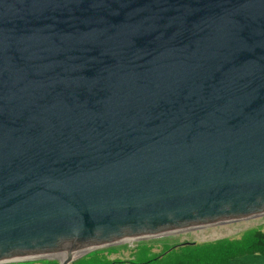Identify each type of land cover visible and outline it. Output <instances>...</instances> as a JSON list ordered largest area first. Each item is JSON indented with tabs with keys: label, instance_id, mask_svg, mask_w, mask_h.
<instances>
[{
	"label": "water",
	"instance_id": "water-1",
	"mask_svg": "<svg viewBox=\"0 0 264 264\" xmlns=\"http://www.w3.org/2000/svg\"><path fill=\"white\" fill-rule=\"evenodd\" d=\"M258 216L264 0H0V264Z\"/></svg>",
	"mask_w": 264,
	"mask_h": 264
},
{
	"label": "trees",
	"instance_id": "trees-1",
	"mask_svg": "<svg viewBox=\"0 0 264 264\" xmlns=\"http://www.w3.org/2000/svg\"><path fill=\"white\" fill-rule=\"evenodd\" d=\"M257 253L264 254V231L261 228L246 230L236 238L163 244L158 252H154L150 243H144L133 248L129 259H108L100 252H94L70 264H231L239 256ZM22 264L60 263L57 260H42Z\"/></svg>",
	"mask_w": 264,
	"mask_h": 264
},
{
	"label": "rangeland",
	"instance_id": "rangeland-1",
	"mask_svg": "<svg viewBox=\"0 0 264 264\" xmlns=\"http://www.w3.org/2000/svg\"><path fill=\"white\" fill-rule=\"evenodd\" d=\"M252 228H261L264 231V216H258L255 218H249L237 222L222 224V225H212L209 227H204L197 230H189L185 232H180L171 235L165 236H155L149 238H141L140 240L127 241L108 245L105 247H99L91 250L88 253L81 254V256L85 257L88 254L94 252H100L107 256L108 259H129L130 254L137 245L140 244H151L154 246V252H158L163 244H174V243H182V242H208L215 241L222 238H236L240 237V235L249 229ZM81 258V257H80ZM79 259V258H78ZM42 260H57V259H38V260H26V261H18V262H9L3 264H22L25 262H35ZM58 261V260H57Z\"/></svg>",
	"mask_w": 264,
	"mask_h": 264
},
{
	"label": "crops",
	"instance_id": "crops-1",
	"mask_svg": "<svg viewBox=\"0 0 264 264\" xmlns=\"http://www.w3.org/2000/svg\"><path fill=\"white\" fill-rule=\"evenodd\" d=\"M231 264H264V254L257 253L239 256L233 259Z\"/></svg>",
	"mask_w": 264,
	"mask_h": 264
},
{
	"label": "bare ground",
	"instance_id": "bare-ground-1",
	"mask_svg": "<svg viewBox=\"0 0 264 264\" xmlns=\"http://www.w3.org/2000/svg\"><path fill=\"white\" fill-rule=\"evenodd\" d=\"M134 239H129V240H127V241H133ZM87 250H82V251H79V252H77V253H74V257H77V256H80L81 254H83L84 252H86ZM57 256H59L60 258H65V257H67L68 255L66 254V253H64V254H59V255H57Z\"/></svg>",
	"mask_w": 264,
	"mask_h": 264
}]
</instances>
